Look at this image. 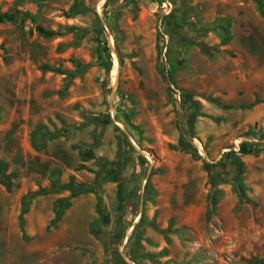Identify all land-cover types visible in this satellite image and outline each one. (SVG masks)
Returning <instances> with one entry per match:
<instances>
[{
    "label": "rangeland",
    "instance_id": "obj_1",
    "mask_svg": "<svg viewBox=\"0 0 264 264\" xmlns=\"http://www.w3.org/2000/svg\"><path fill=\"white\" fill-rule=\"evenodd\" d=\"M259 5L0 0V264H264Z\"/></svg>",
    "mask_w": 264,
    "mask_h": 264
},
{
    "label": "trees",
    "instance_id": "obj_2",
    "mask_svg": "<svg viewBox=\"0 0 264 264\" xmlns=\"http://www.w3.org/2000/svg\"><path fill=\"white\" fill-rule=\"evenodd\" d=\"M259 1V9H260V13L262 15V17L264 18V2L262 0H257ZM16 19V15L15 14H12V13H5V14H0V22H13L15 21ZM38 32L41 33L42 35L46 36V37H53L56 35L55 32L51 31V30H48L44 27H38L37 28ZM212 102L214 103H219V100L217 98H212L211 99ZM255 103H252L250 105H247V106H232V105H228V106H225L226 108H234V107H237V108H246V107H252L254 106ZM183 140H186V136L185 134L183 133Z\"/></svg>",
    "mask_w": 264,
    "mask_h": 264
},
{
    "label": "built area",
    "instance_id": "obj_3",
    "mask_svg": "<svg viewBox=\"0 0 264 264\" xmlns=\"http://www.w3.org/2000/svg\"><path fill=\"white\" fill-rule=\"evenodd\" d=\"M164 6H165L166 8H168V4H164ZM243 144H246V142H244V143L242 142V143H241V145H243Z\"/></svg>",
    "mask_w": 264,
    "mask_h": 264
}]
</instances>
